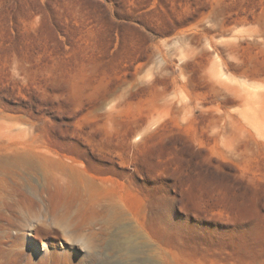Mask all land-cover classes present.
Wrapping results in <instances>:
<instances>
[{
    "label": "rangeland",
    "instance_id": "obj_1",
    "mask_svg": "<svg viewBox=\"0 0 264 264\" xmlns=\"http://www.w3.org/2000/svg\"><path fill=\"white\" fill-rule=\"evenodd\" d=\"M4 149L122 218L90 250L0 218V264H264V0H0Z\"/></svg>",
    "mask_w": 264,
    "mask_h": 264
},
{
    "label": "bare ground",
    "instance_id": "obj_2",
    "mask_svg": "<svg viewBox=\"0 0 264 264\" xmlns=\"http://www.w3.org/2000/svg\"><path fill=\"white\" fill-rule=\"evenodd\" d=\"M51 155L46 150H0V218L33 228L36 234L51 235L60 228L70 244L90 250L93 241L83 234L84 228L95 220L112 228L122 218L121 209L105 204L84 169L52 160ZM55 197L59 200L54 202ZM43 198L53 202L45 206ZM63 258L69 260L67 254Z\"/></svg>",
    "mask_w": 264,
    "mask_h": 264
}]
</instances>
